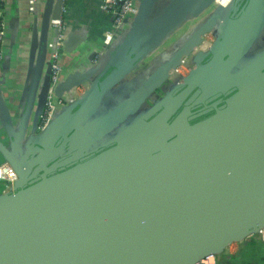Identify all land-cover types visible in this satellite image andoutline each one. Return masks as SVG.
I'll return each mask as SVG.
<instances>
[{
    "label": "water",
    "instance_id": "obj_1",
    "mask_svg": "<svg viewBox=\"0 0 264 264\" xmlns=\"http://www.w3.org/2000/svg\"><path fill=\"white\" fill-rule=\"evenodd\" d=\"M155 1L141 0L95 79L61 82L59 97L87 87L45 130L51 76L28 137L38 83L19 130L3 105L10 146L0 139V152L19 178L0 195V264H198L264 228V51L250 59L264 0L217 5L153 78L103 113L146 55L217 0H172L148 23ZM213 31L189 74H174Z\"/></svg>",
    "mask_w": 264,
    "mask_h": 264
},
{
    "label": "crops",
    "instance_id": "obj_2",
    "mask_svg": "<svg viewBox=\"0 0 264 264\" xmlns=\"http://www.w3.org/2000/svg\"><path fill=\"white\" fill-rule=\"evenodd\" d=\"M171 1H155L148 23L161 15ZM230 1H214L199 15L189 13L180 26L172 30L157 49L155 47L146 55L123 83L116 86L103 113L115 108L118 100L127 99L130 88L136 89L146 78H153L159 67L183 48L197 29L205 25L216 12L217 5L226 6ZM102 2L103 0H70L68 3V40L62 56L63 81L76 83L84 81L86 77L95 79L102 69L95 71L96 67L107 64L111 53L122 43L131 28L126 23L115 32L113 38H106L105 33L112 29L113 16L102 8ZM56 5L57 0H0V18L6 20L8 29L4 46L5 58L0 66V139L7 146H10V142L3 122L6 116L3 105L11 116L15 129L19 130L33 85L38 83L34 93V106L28 114L29 124L25 137L32 133L40 95L52 73L50 52L55 39L52 21L56 19ZM44 38L46 42L43 54L41 49ZM186 57H182L181 63ZM92 70L94 74L89 76ZM46 100L47 97L44 106ZM1 155L0 152V163L7 161ZM6 192L8 189L0 181V195ZM212 264H264V239L256 233L247 239L234 242L215 256Z\"/></svg>",
    "mask_w": 264,
    "mask_h": 264
},
{
    "label": "built area",
    "instance_id": "obj_3",
    "mask_svg": "<svg viewBox=\"0 0 264 264\" xmlns=\"http://www.w3.org/2000/svg\"><path fill=\"white\" fill-rule=\"evenodd\" d=\"M69 1L70 0H63L60 16L52 21V28L55 31L53 49L50 52L52 73L47 93L46 105L43 113L40 115V121L38 124L39 131L45 130L60 112L62 107L70 103H74L84 93L87 87L86 84L76 86L61 97H59L56 93L57 87L64 80V65L62 62V56L65 50V41L67 39L68 27L66 15L69 10ZM140 3L141 0H103L102 8L113 16L112 29L105 33L106 38H113L116 31L122 29L128 20H132L138 14ZM7 31L6 20L4 18H0V66L5 58L4 46L6 44ZM207 35H209V33L203 36L202 44L199 47H196L192 54L183 60L181 65L177 67L174 74H177L180 77H184L189 74L194 66V55L199 52H205L209 48L210 40L206 38ZM182 69H185V72H182ZM18 178L17 171L9 161L0 163V181L5 184L8 191L12 189L14 184L18 181ZM255 234L256 233L251 234L250 236ZM257 234L260 238L264 239V228L260 229ZM217 255L218 254L208 256L207 258L201 260L198 264H212L215 256Z\"/></svg>",
    "mask_w": 264,
    "mask_h": 264
},
{
    "label": "rangeland",
    "instance_id": "obj_4",
    "mask_svg": "<svg viewBox=\"0 0 264 264\" xmlns=\"http://www.w3.org/2000/svg\"><path fill=\"white\" fill-rule=\"evenodd\" d=\"M211 37H213V35L209 34L206 36V38L209 40ZM264 51V31L261 34V37L259 38L257 44L255 45V47L253 48V52H252V56H250V59H254L255 57H257L259 54H261ZM182 72H185V69H182ZM127 121H131L132 120V115H129L128 118L126 119ZM2 158L3 155H1ZM2 160V159H1Z\"/></svg>",
    "mask_w": 264,
    "mask_h": 264
},
{
    "label": "flooded vegetation",
    "instance_id": "obj_5",
    "mask_svg": "<svg viewBox=\"0 0 264 264\" xmlns=\"http://www.w3.org/2000/svg\"><path fill=\"white\" fill-rule=\"evenodd\" d=\"M209 34L213 35V37H211V38L209 39V40H210L209 48H210L211 44L214 43V41L216 40V34H215L214 32H209ZM209 48H208V49H209ZM208 49H207V50H208ZM263 53H264V52H263ZM243 65H244V64H240L239 66L235 67L234 70H238V69H240V68H242V67L245 66V65H244V66H243ZM234 70H233V73L236 72V71H234ZM187 75H188V74H187ZM187 75H186V76H187ZM184 77H185V76H184ZM227 79H228V78H227ZM227 79H224V82H225V81L227 82V81L229 80V79H228V80H227ZM159 92H160V90H156V97H157L158 94H161V93H159ZM161 96H164V94H161ZM161 96H160V97H161ZM221 105H222V104H221ZM213 111H214V110H212V111L209 112V113H206V114L203 115L201 118H203V117H207V116L213 114ZM199 119H200V118H199ZM199 119H196V120H199Z\"/></svg>",
    "mask_w": 264,
    "mask_h": 264
},
{
    "label": "bare ground",
    "instance_id": "obj_6",
    "mask_svg": "<svg viewBox=\"0 0 264 264\" xmlns=\"http://www.w3.org/2000/svg\"><path fill=\"white\" fill-rule=\"evenodd\" d=\"M219 1H221V0H217L216 3H218ZM219 5H220V4H219ZM227 5H228V4H227ZM227 5H226V6L220 5V6H222V7H227Z\"/></svg>",
    "mask_w": 264,
    "mask_h": 264
}]
</instances>
